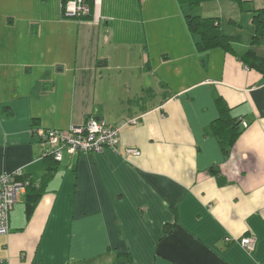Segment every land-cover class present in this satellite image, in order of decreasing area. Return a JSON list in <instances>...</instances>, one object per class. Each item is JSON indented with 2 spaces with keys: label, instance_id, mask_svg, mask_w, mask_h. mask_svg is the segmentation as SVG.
Instances as JSON below:
<instances>
[{
  "label": "crops",
  "instance_id": "crops-1",
  "mask_svg": "<svg viewBox=\"0 0 264 264\" xmlns=\"http://www.w3.org/2000/svg\"><path fill=\"white\" fill-rule=\"evenodd\" d=\"M63 1L0 0V175L40 185L42 130L135 123L118 150L65 152L31 212L21 194L0 264H264V74L240 59L264 58V0H99L89 19ZM192 14L236 52L200 49Z\"/></svg>",
  "mask_w": 264,
  "mask_h": 264
},
{
  "label": "built area",
  "instance_id": "built-area-1",
  "mask_svg": "<svg viewBox=\"0 0 264 264\" xmlns=\"http://www.w3.org/2000/svg\"><path fill=\"white\" fill-rule=\"evenodd\" d=\"M99 0H94L95 10H98ZM64 17L81 18L89 15L91 7L87 0H67L62 5ZM134 120L119 124L110 123L107 119L90 116L82 124H73L69 129H47L39 134V140L44 144L48 154H52L54 159L59 161L63 154L72 153H95L102 152L106 148L118 150L121 141V130ZM243 127L248 123L242 121ZM128 153L139 154L135 148L127 149ZM25 173L21 169L12 173L4 172L0 175V235L10 233L9 216L16 203L21 199V194L25 192L30 179L21 178ZM21 178V179H19ZM231 241V237H227ZM248 252L256 249V237L252 234L236 239Z\"/></svg>",
  "mask_w": 264,
  "mask_h": 264
},
{
  "label": "trees",
  "instance_id": "trees-1",
  "mask_svg": "<svg viewBox=\"0 0 264 264\" xmlns=\"http://www.w3.org/2000/svg\"><path fill=\"white\" fill-rule=\"evenodd\" d=\"M67 0H64L63 3H65ZM181 2L188 4L190 6H197L203 3L205 0H180ZM88 4L90 5L91 12L87 16H83L81 18L83 19H89L91 17L93 10L95 9L94 6V0H87ZM252 12H254V22L257 24V30L254 35L252 44L256 43L257 41L260 42V40L263 38L264 34V9H252ZM188 24L192 28L194 34L196 33V36L198 37V45L200 49L207 50L211 48L216 47H223L226 48L228 51H235V48L233 47V44L231 42L232 37L229 36L221 27L220 23L216 22L213 18H204L197 14H192L188 16ZM242 61H244L249 67L257 69L261 71L264 74V58L260 57L255 49H248L242 53V56L240 58ZM222 119L225 120L226 123H228L229 126H233L234 128H237L238 123L237 120H231V118H228V115L226 113V109L222 108ZM242 119L240 120V123H242ZM231 129H234V128ZM241 131L238 129L237 132L234 135L237 137ZM49 156V165H48V174L40 181V185L37 186V184H34L31 180L28 183L29 185L26 187V194L25 196H28V208L29 212H31L42 193L43 187L46 185L47 181L49 180L50 176L54 174V171L58 168L59 161L55 160L52 154H48ZM27 176H21V178L26 179ZM19 178V179H21ZM171 225H167L165 227V234H167L172 228Z\"/></svg>",
  "mask_w": 264,
  "mask_h": 264
},
{
  "label": "rangeland",
  "instance_id": "rangeland-1",
  "mask_svg": "<svg viewBox=\"0 0 264 264\" xmlns=\"http://www.w3.org/2000/svg\"><path fill=\"white\" fill-rule=\"evenodd\" d=\"M251 6H252V4H253V2L251 1V3H249ZM244 27H245V32H247L248 33V31H249V28L246 26V25H244Z\"/></svg>",
  "mask_w": 264,
  "mask_h": 264
}]
</instances>
